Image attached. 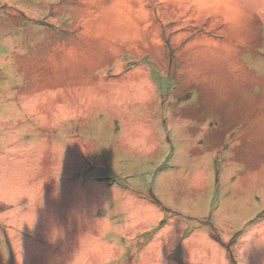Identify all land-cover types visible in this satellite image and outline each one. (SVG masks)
I'll return each mask as SVG.
<instances>
[{"label": "rangeland", "instance_id": "rangeland-1", "mask_svg": "<svg viewBox=\"0 0 264 264\" xmlns=\"http://www.w3.org/2000/svg\"><path fill=\"white\" fill-rule=\"evenodd\" d=\"M220 1L0 0V264H264V0Z\"/></svg>", "mask_w": 264, "mask_h": 264}, {"label": "crops", "instance_id": "crops-1", "mask_svg": "<svg viewBox=\"0 0 264 264\" xmlns=\"http://www.w3.org/2000/svg\"><path fill=\"white\" fill-rule=\"evenodd\" d=\"M216 2H218V1H216ZM225 4V2H224V0H221L219 3H218V5L220 4V6H219V8L217 9V13L220 15V14H223V15H225V14H227L229 11H231V13L233 12L234 14H236L237 12H238V10L236 9V8H232V9H226V6L224 5ZM210 6V8H209V10L208 11H206L205 12V15H208L209 13H210V9H212V5H209ZM214 6H216V5H214ZM221 8V11H219V9ZM214 10H216V8L214 9ZM236 12V13H235ZM246 13H247V11H246ZM240 16H241V14H240ZM240 20H241V18H240ZM243 21V20H242ZM241 21V22H242ZM244 26H249L248 25V20L245 18L244 19Z\"/></svg>", "mask_w": 264, "mask_h": 264}]
</instances>
